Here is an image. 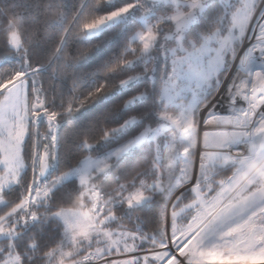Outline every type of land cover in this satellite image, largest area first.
Segmentation results:
<instances>
[{"label":"snow or ice","instance_id":"snow-or-ice-1","mask_svg":"<svg viewBox=\"0 0 264 264\" xmlns=\"http://www.w3.org/2000/svg\"><path fill=\"white\" fill-rule=\"evenodd\" d=\"M0 37V264H264V0H0Z\"/></svg>","mask_w":264,"mask_h":264},{"label":"trees","instance_id":"trees-1","mask_svg":"<svg viewBox=\"0 0 264 264\" xmlns=\"http://www.w3.org/2000/svg\"><path fill=\"white\" fill-rule=\"evenodd\" d=\"M2 41H3V38L2 37H0V53H2L3 52V43H2ZM95 105H88L87 107H94ZM43 130V129H42Z\"/></svg>","mask_w":264,"mask_h":264},{"label":"rangeland","instance_id":"rangeland-1","mask_svg":"<svg viewBox=\"0 0 264 264\" xmlns=\"http://www.w3.org/2000/svg\"><path fill=\"white\" fill-rule=\"evenodd\" d=\"M240 51H242V49Z\"/></svg>","mask_w":264,"mask_h":264}]
</instances>
